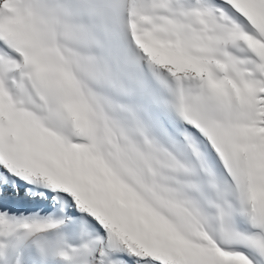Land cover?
Listing matches in <instances>:
<instances>
[{
    "label": "snow or ice",
    "instance_id": "6c2138e0",
    "mask_svg": "<svg viewBox=\"0 0 264 264\" xmlns=\"http://www.w3.org/2000/svg\"><path fill=\"white\" fill-rule=\"evenodd\" d=\"M0 264H264V0H0Z\"/></svg>",
    "mask_w": 264,
    "mask_h": 264
}]
</instances>
